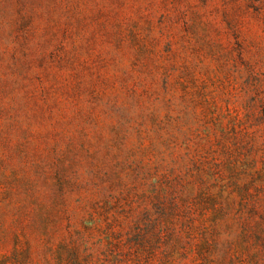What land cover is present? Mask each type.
<instances>
[{"label":"rangeland","instance_id":"374dc122","mask_svg":"<svg viewBox=\"0 0 264 264\" xmlns=\"http://www.w3.org/2000/svg\"><path fill=\"white\" fill-rule=\"evenodd\" d=\"M0 264H264V0H0Z\"/></svg>","mask_w":264,"mask_h":264}]
</instances>
